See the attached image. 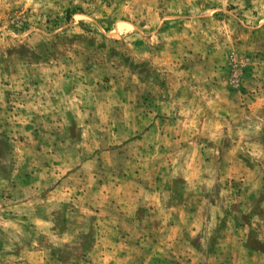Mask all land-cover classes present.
Returning a JSON list of instances; mask_svg holds the SVG:
<instances>
[{
    "label": "rangeland",
    "instance_id": "obj_1",
    "mask_svg": "<svg viewBox=\"0 0 264 264\" xmlns=\"http://www.w3.org/2000/svg\"><path fill=\"white\" fill-rule=\"evenodd\" d=\"M216 1L0 0V264H264V0Z\"/></svg>",
    "mask_w": 264,
    "mask_h": 264
},
{
    "label": "crops",
    "instance_id": "obj_2",
    "mask_svg": "<svg viewBox=\"0 0 264 264\" xmlns=\"http://www.w3.org/2000/svg\"><path fill=\"white\" fill-rule=\"evenodd\" d=\"M228 1H230V0H227V2ZM216 2L213 4H215V6L217 8L224 7L226 4V2L223 3L220 0L216 1ZM188 41L189 40H187L186 42H188ZM185 49H187V51ZM227 50H228L227 47L224 49L223 52L222 51L213 52L212 50H209V52L208 53L205 52L202 57H197V55H195V52H193V54L189 53L190 52V43H186L184 50L181 51V53H179V54H175V53L172 54L171 53V55H168L165 57V60H171V61H173V60L179 61L181 59L187 60L189 62L188 68H187L188 74H191L192 76H194L195 75V69H196V60L200 61V59H202V60L206 61L207 63L214 65L215 68L209 69V73H208L210 78L213 79L212 74H215L213 71L214 70L218 71L221 68V66H223L225 63L226 55L228 53ZM190 81H192V79ZM263 90H264V88H263ZM251 97L252 98L254 97L253 94H251L249 98H251ZM255 97L256 98L253 99L252 105L253 106H260L264 102L263 91H259L258 93H256ZM249 98L247 100H251ZM177 100H180V99H177ZM173 102L175 103V101H173ZM158 104L161 105L160 107H158V111H160V110L163 111L164 109H166V107L171 105L170 101L168 100L167 97L166 98L163 97V98L159 99ZM166 110H168V108ZM169 113H170V111L168 112V114ZM159 114H161V113L158 112V115ZM158 119H159V121H161L160 118H155V120H151L150 124H148L147 126H145L143 128V133L141 134V137L144 139L145 137H148L150 134H154L156 132V139L164 138L167 136L168 138L172 139L171 142H174L173 138H177V141H175V142L180 145V142H181L180 138L181 137H179V135H181L183 133L178 130V123L181 121H183L182 124L190 123V121H191L190 118L183 119V118L177 117V120L173 121L174 124L171 126L170 131H165V129H163V126L165 123L162 122L161 124H158L157 123ZM164 121L168 122L170 120L165 119ZM220 121H221V119H220ZM171 122H172V120H171ZM176 122H177V125H176ZM178 132H180V133H178ZM208 134H209V136H212V131H208ZM203 137H205V136L203 135Z\"/></svg>",
    "mask_w": 264,
    "mask_h": 264
},
{
    "label": "built area",
    "instance_id": "obj_3",
    "mask_svg": "<svg viewBox=\"0 0 264 264\" xmlns=\"http://www.w3.org/2000/svg\"><path fill=\"white\" fill-rule=\"evenodd\" d=\"M236 64H238V60L235 58L231 59V70L228 78V84L233 88L236 89L240 85V71L238 67H236Z\"/></svg>",
    "mask_w": 264,
    "mask_h": 264
}]
</instances>
